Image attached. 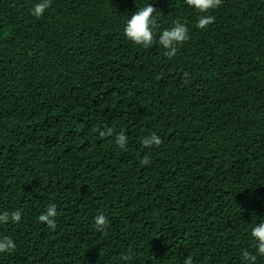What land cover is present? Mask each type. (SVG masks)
I'll return each instance as SVG.
<instances>
[{
  "label": "trees",
  "instance_id": "obj_1",
  "mask_svg": "<svg viewBox=\"0 0 264 264\" xmlns=\"http://www.w3.org/2000/svg\"><path fill=\"white\" fill-rule=\"evenodd\" d=\"M36 2L0 0V214H22L0 223V264H264V0H221L204 29L186 0ZM147 4L145 48L123 27Z\"/></svg>",
  "mask_w": 264,
  "mask_h": 264
},
{
  "label": "clouds",
  "instance_id": "obj_2",
  "mask_svg": "<svg viewBox=\"0 0 264 264\" xmlns=\"http://www.w3.org/2000/svg\"><path fill=\"white\" fill-rule=\"evenodd\" d=\"M52 0H37V2L31 8V15L40 18L45 11L50 7ZM188 6L192 9L204 13L198 18L197 26L200 29H204L214 22L215 17L208 15L209 10L216 9L220 6L221 0H186ZM155 13V14H153ZM157 10L147 4L146 6L136 10L127 20L123 27V35L131 43L142 46L150 47L154 43L155 31L157 24ZM189 38V29L183 23H176L171 28L165 29L159 34L158 43L163 49L167 50L169 56H172L176 52V47L183 44ZM105 135L104 132L100 133ZM128 143V139L124 133H120L116 138V144L120 148H124ZM143 144L146 147L159 146L161 144L160 137L153 133L143 140ZM143 164H148L149 160L145 157L142 161ZM21 212L19 210L11 213L0 214V223L12 221L19 222L21 219ZM57 216V208L55 204L49 205L45 212L39 216V221L46 223L50 228H54ZM108 223L106 217L98 215L95 218V224L98 229ZM250 236L256 241V252L259 256H264V219H260L255 223L250 231ZM16 245L14 240L9 236L0 237V254H5L13 251ZM257 259L256 255H253L247 251L242 253L241 264H255ZM185 264H192L191 257L185 259Z\"/></svg>",
  "mask_w": 264,
  "mask_h": 264
}]
</instances>
